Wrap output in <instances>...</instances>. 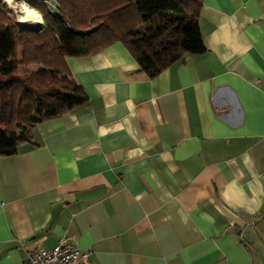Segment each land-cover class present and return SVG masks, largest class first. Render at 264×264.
<instances>
[{
	"label": "crops",
	"instance_id": "1",
	"mask_svg": "<svg viewBox=\"0 0 264 264\" xmlns=\"http://www.w3.org/2000/svg\"><path fill=\"white\" fill-rule=\"evenodd\" d=\"M198 27L154 77L121 43L67 58L87 101L0 156V264L64 237L73 264H264V0H202Z\"/></svg>",
	"mask_w": 264,
	"mask_h": 264
},
{
	"label": "trees",
	"instance_id": "2",
	"mask_svg": "<svg viewBox=\"0 0 264 264\" xmlns=\"http://www.w3.org/2000/svg\"><path fill=\"white\" fill-rule=\"evenodd\" d=\"M23 1L46 28L38 33L12 21L0 0V156L29 141L35 124L87 101L67 58L121 43L138 71L154 77L205 50L198 27L202 0Z\"/></svg>",
	"mask_w": 264,
	"mask_h": 264
},
{
	"label": "built area",
	"instance_id": "3",
	"mask_svg": "<svg viewBox=\"0 0 264 264\" xmlns=\"http://www.w3.org/2000/svg\"><path fill=\"white\" fill-rule=\"evenodd\" d=\"M14 2L15 0H10ZM20 0H17L18 2ZM3 2L9 7V4L6 0ZM47 5L50 6V3L44 1ZM21 4H25L21 2ZM261 218L264 220V213L261 215ZM87 253L82 252L78 249L69 237H64L60 239L58 244L52 249L46 250L38 248L34 252L28 254L27 264H73L76 261L85 263L87 261Z\"/></svg>",
	"mask_w": 264,
	"mask_h": 264
},
{
	"label": "bare ground",
	"instance_id": "4",
	"mask_svg": "<svg viewBox=\"0 0 264 264\" xmlns=\"http://www.w3.org/2000/svg\"><path fill=\"white\" fill-rule=\"evenodd\" d=\"M10 7H13L16 13L19 14L17 23L23 27H27L30 29H36L42 23L41 19L39 18V14L24 4L15 5L14 2L10 0H6ZM13 10V9H12ZM40 25L39 27H41Z\"/></svg>",
	"mask_w": 264,
	"mask_h": 264
},
{
	"label": "rangeland",
	"instance_id": "5",
	"mask_svg": "<svg viewBox=\"0 0 264 264\" xmlns=\"http://www.w3.org/2000/svg\"><path fill=\"white\" fill-rule=\"evenodd\" d=\"M17 0H15L14 1V4L15 5H19V4H21V2H24L23 0H20V1H18V2H16ZM1 2L6 6V9H7V11H8V14H7V16L12 20V21H15L16 23H17V20H18V17H19V14L18 13H16V11H15V9L13 8V7H11V8H9L4 2H3V0H1ZM24 5H27L26 3L24 4ZM28 6V5H27ZM29 7V6H28ZM13 9V10H12ZM42 21V20H41ZM25 28V27H24ZM46 28V26H45V24L43 23V21H42V26L41 27H38V28H36V29H33V30H31V31H34V32H41V31H43L44 29ZM27 29V28H26ZM30 30V29H29ZM29 70L30 71H35L36 70V67H29Z\"/></svg>",
	"mask_w": 264,
	"mask_h": 264
},
{
	"label": "water",
	"instance_id": "6",
	"mask_svg": "<svg viewBox=\"0 0 264 264\" xmlns=\"http://www.w3.org/2000/svg\"><path fill=\"white\" fill-rule=\"evenodd\" d=\"M25 28H27V27H25ZM27 29H30V28H27ZM30 30H33V29H30Z\"/></svg>",
	"mask_w": 264,
	"mask_h": 264
}]
</instances>
